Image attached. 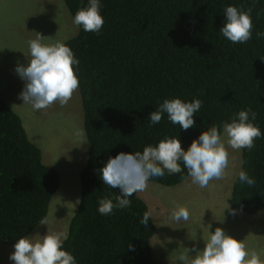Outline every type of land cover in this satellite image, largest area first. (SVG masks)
<instances>
[{"label": "trees", "instance_id": "1", "mask_svg": "<svg viewBox=\"0 0 264 264\" xmlns=\"http://www.w3.org/2000/svg\"><path fill=\"white\" fill-rule=\"evenodd\" d=\"M71 15L89 0H64ZM104 25L100 32H79L65 44L79 60L75 67L84 110V130L90 153L81 175V199L63 249L76 264H160L154 259L148 204L133 194L131 207L98 212V201L115 202L119 189L100 179L101 169L120 153L143 152L165 138L180 139L187 151L212 125L223 134L241 110L257 113L254 123L262 137L250 151L242 150V169L256 180L254 187L237 176L229 204L250 215L264 210V0H100ZM228 6L252 8V39L233 44L219 31ZM195 99L202 107L187 131L165 113L150 126L149 116L165 99ZM183 168V164L181 163ZM181 173L152 177L167 187L182 184ZM60 188L59 173L47 166L22 118L0 97V244L14 246L32 235L48 218ZM131 244V248L129 247Z\"/></svg>", "mask_w": 264, "mask_h": 264}, {"label": "clouds", "instance_id": "2", "mask_svg": "<svg viewBox=\"0 0 264 264\" xmlns=\"http://www.w3.org/2000/svg\"><path fill=\"white\" fill-rule=\"evenodd\" d=\"M226 23L220 33L233 44L247 43L252 39V8L247 11L235 6H228L224 10ZM73 24L82 26L85 32L99 33L104 25L101 15L100 0H89L86 8L79 9ZM258 38H264V32H257ZM45 39L36 33L35 39L29 40L30 60L27 66L17 64L15 72L24 81V88L19 95L23 104H29L33 110H43L59 103L65 106L79 88V79L75 71L79 60L65 43L55 40L43 43ZM202 107V101L195 99L184 102L179 98L165 99L159 107L150 114V126L158 124L166 113L168 120L187 131L195 126L194 115ZM257 113L251 108L241 110L230 123L223 124L221 131L212 125L194 139L185 151L180 139L165 138L157 146H146L143 152L132 154L120 153L117 157H109L108 162L99 169L103 184L112 189H119L115 202L108 197L98 201V212L101 215H111L113 209L131 207V197L137 192L147 190L148 181L152 177H163L165 171L169 175L181 173L185 168L193 184L201 188L209 185L210 181L222 180L226 176L229 166V152L243 149L251 150L255 147V140L262 137L260 128L254 123ZM75 135L85 138L83 129H78ZM183 164V168L181 167ZM239 181L249 187L256 185V180L247 171L241 169L238 173ZM78 202V201H77ZM230 208V206L228 207ZM227 208V209H228ZM232 214L235 211L232 210ZM151 211L143 213L140 223L146 228L151 218ZM190 212L186 206L176 205L171 211L169 219L187 222ZM40 225H47V218L40 220ZM38 237V238H35ZM22 236L14 244V252L9 256L14 264H76V260L69 252L62 250L68 238L64 231H47L44 236ZM203 250L195 246L184 248L179 254L181 264H264V259L256 251L247 249L244 241L227 235L221 227L209 236ZM131 248V244H129ZM195 252V255L190 253Z\"/></svg>", "mask_w": 264, "mask_h": 264}, {"label": "rangeland", "instance_id": "3", "mask_svg": "<svg viewBox=\"0 0 264 264\" xmlns=\"http://www.w3.org/2000/svg\"><path fill=\"white\" fill-rule=\"evenodd\" d=\"M78 32L79 27L73 24V16L64 0H0V97L22 118L30 140L34 144H41L42 153L50 163L55 162L53 166L58 168L62 179L61 190L56 193L50 206L47 225H41L29 237H42L47 231L68 233L80 200L76 204L73 200L72 204L75 205L68 206L70 201L67 197L78 186H82L81 174L87 165L90 144L87 135L85 138L75 135L78 129L84 130L80 89L63 107L56 103L47 109L33 110L31 105L23 104L19 98L24 81L15 69L18 63L27 66L28 59L31 58L27 42L35 39L36 33L52 38L42 41L49 44L55 40L66 43ZM222 138L226 142L224 134ZM228 152L229 166L225 178L210 181L205 188L193 184L189 177L176 187L148 182L147 190L138 192V196L150 208L156 225L159 250L168 264H173V256L182 253L184 248L191 249L195 246L202 251L209 231L213 233L217 227L245 243L240 231L243 227L242 218L247 214L231 206L228 208L232 186L242 169V150L234 151L229 148ZM77 178L78 184H72ZM70 198L72 199L71 195ZM178 204L188 208L190 218L187 222L169 219L171 211ZM232 210L235 211L234 215ZM246 227L253 241L252 246L247 249H256L261 259H264V225L257 227L252 224L251 228ZM13 252L14 246L0 244V264H14L9 259ZM190 255H195V252Z\"/></svg>", "mask_w": 264, "mask_h": 264}, {"label": "crops", "instance_id": "4", "mask_svg": "<svg viewBox=\"0 0 264 264\" xmlns=\"http://www.w3.org/2000/svg\"><path fill=\"white\" fill-rule=\"evenodd\" d=\"M3 99V98H2ZM7 103V102H6ZM8 104V103H7ZM9 105V104H8ZM10 106V105H9ZM12 108V107H11ZM13 111H14V109H12ZM16 112V111H15ZM18 114V113H17ZM25 127V126H24ZM26 129V128H25ZM26 131H28L27 129H26ZM76 141V140H75ZM35 143V142H34ZM36 145L37 146H39L40 148H41V150H42V152H43V147L41 146V144H37L36 143ZM48 158L46 157V155L45 154H43V160H45L44 161V163L47 165V166H49V167H51V168H53V169H55L58 173H59V176H60V188H59V190H61V183H62V179H61V174H60V172H59V170H58V168L56 167V166H53L54 164H55V162H53V163H50L49 162V159L47 160ZM84 170V169H83ZM83 172V171H82ZM82 175V174H81ZM78 182H79V178H77L76 179V181H74L73 180V182H72V184H74V185H77L78 184ZM235 182V181H234ZM82 185V184H81ZM234 185V184H233ZM150 187V186H149ZM81 188H82V186H78L77 188H76V190L72 193V194H69L68 195V200L70 201V203H68V206H73V205H75L76 204V202L78 201V200H80L81 199ZM232 189H233V186H232ZM231 189V190H232ZM59 190H58V192H59ZM57 192V193H58ZM230 194V193H229ZM228 194V195H229ZM70 195H71V197H72V199L70 198ZM231 195H232V193H231ZM56 196V195H55ZM55 196H54V198H55ZM230 198H231V196L229 197V199H228V202H229V200H230ZM73 200H74V202H75V204H72V202H73ZM78 203V202H77ZM80 204V203H79ZM229 206H230V204H229ZM232 208V207H231ZM239 211V210H238ZM65 212H67L66 210H65ZM245 213V212H244ZM247 214V213H246ZM49 216V215H48ZM247 216H249V217H247ZM247 216H244L243 218H242V229H241V231H240V236H241V238L243 239V240H245V243H246V246L247 247H250V246H252V244H253V241L251 240V237H250V232H247V227L246 226H249L250 228H251V225L252 224H255L257 227L261 224V225H264V210L262 211V212H260V213H258V214H254V215H250V214H247ZM61 219V218H60ZM73 219V218H72ZM62 220V219H61ZM72 221V220H71ZM71 223V222H70ZM68 232H69V229H68ZM214 233V232H213ZM34 234V233H33ZM68 234V233H67ZM152 248H153V256H154V259L156 260V261H158L160 264H168V262H167V260L161 255V253H160V248H159V244H158V240H157V237H156V234H155V236H154V238L152 239ZM249 250V252H251L252 250L251 249H248ZM255 251H257L256 249H254ZM178 254H176V255H174L173 256V259H172V263L173 264H181V262L178 260Z\"/></svg>", "mask_w": 264, "mask_h": 264}]
</instances>
